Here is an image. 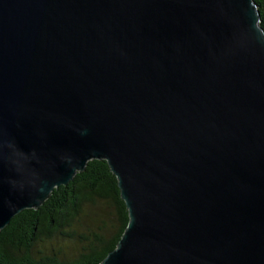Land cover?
Returning <instances> with one entry per match:
<instances>
[{"label":"water","instance_id":"1","mask_svg":"<svg viewBox=\"0 0 264 264\" xmlns=\"http://www.w3.org/2000/svg\"><path fill=\"white\" fill-rule=\"evenodd\" d=\"M91 159L128 212L99 264H264L254 0H0V230Z\"/></svg>","mask_w":264,"mask_h":264},{"label":"trees","instance_id":"2","mask_svg":"<svg viewBox=\"0 0 264 264\" xmlns=\"http://www.w3.org/2000/svg\"><path fill=\"white\" fill-rule=\"evenodd\" d=\"M254 2L264 30V0ZM95 199L113 203L114 219L105 229L77 231L83 205ZM127 223L128 212L115 175L105 160L91 159L67 185L54 188L38 209L21 210L0 230V264H99L116 247ZM50 241L70 242L73 251L69 255L52 248L37 254L35 246Z\"/></svg>","mask_w":264,"mask_h":264},{"label":"rangeland","instance_id":"3","mask_svg":"<svg viewBox=\"0 0 264 264\" xmlns=\"http://www.w3.org/2000/svg\"><path fill=\"white\" fill-rule=\"evenodd\" d=\"M99 217L98 221H94V218ZM115 217V209L112 202L95 199L94 202H89L83 205L80 223L75 225V229L77 231H85L87 227H91L95 230H98L99 227L105 229V227L110 226V223ZM102 221L105 222L102 223ZM104 227V228H103ZM103 231V230H102ZM52 248L62 249L69 253H72L74 245L70 242H58V241H50V242H40L35 246V251L38 254V251L50 252Z\"/></svg>","mask_w":264,"mask_h":264}]
</instances>
